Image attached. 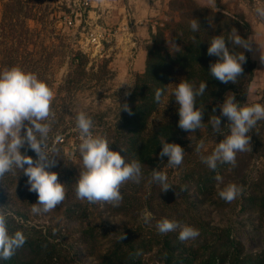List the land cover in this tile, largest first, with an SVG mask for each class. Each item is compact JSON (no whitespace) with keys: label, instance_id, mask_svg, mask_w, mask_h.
<instances>
[{"label":"rangeland","instance_id":"rangeland-1","mask_svg":"<svg viewBox=\"0 0 264 264\" xmlns=\"http://www.w3.org/2000/svg\"><path fill=\"white\" fill-rule=\"evenodd\" d=\"M257 6H264V0H92L87 23L69 27L68 0H0V71L19 66L52 88L55 121L48 144L58 149L59 157L51 171L58 173L67 192L55 210L34 215L31 207L38 197L28 190L23 172L6 174L0 181V207L9 231L21 230L27 237L10 264H165L169 247L179 264H204L214 257L216 264H264V120L249 133L251 151L237 153L235 167L221 164L213 171L200 159L224 139L213 133L208 121L221 115L219 106L226 94L233 93L241 104H264L260 59L264 20L255 16ZM194 8L227 16L243 26L252 43V50H246L244 72L237 83L223 84L210 76L207 60L195 62L194 75L177 66L165 95L151 109L146 96L134 95L138 86L150 81L146 77L149 49L159 36V50L166 58L183 53L197 36L190 29ZM234 22L214 20L203 28L211 38L228 36L233 28L243 38ZM96 27L104 31L101 50L86 52L84 35ZM226 46L232 47L227 39ZM213 58L215 63L218 58ZM250 65L251 76L246 70ZM181 80L197 86L209 81L204 95L197 98L198 105L204 104V127L192 133L178 127V105L172 93ZM125 103L131 114L121 107ZM81 111L93 119L94 134L107 137L111 150L123 148L121 155L127 160L144 164L141 183L122 187L119 207L90 204L75 196L82 162L75 117ZM228 123L221 117L225 135ZM164 137L184 149L180 166L168 167V157L160 158ZM136 139L138 146L133 144ZM200 141L204 148L197 153ZM21 152L36 159L27 146ZM152 170L167 175L169 190L161 191L160 184L151 182ZM217 174L223 177L222 184L214 179ZM228 183L243 188L231 203L218 195ZM145 212L152 216L148 224L143 221ZM162 218L193 226L200 235L181 242L178 232L159 234L155 225Z\"/></svg>","mask_w":264,"mask_h":264},{"label":"clouds","instance_id":"clouds-1","mask_svg":"<svg viewBox=\"0 0 264 264\" xmlns=\"http://www.w3.org/2000/svg\"><path fill=\"white\" fill-rule=\"evenodd\" d=\"M257 18L264 20V6L254 9ZM193 33L200 30L197 19L190 21ZM195 38V37H194ZM226 39L232 47L226 46ZM252 50L249 39L242 38L235 28L228 36L218 35L210 39L207 54L217 57L215 63L210 64L209 74L223 84L237 83L243 74V65L246 63L244 51ZM264 62V54L260 55ZM207 89L206 81L197 86L194 82L181 80L172 96L178 105V127L186 132H196L204 127V104L197 103ZM164 89H157L154 94L156 103L161 101ZM129 95L125 92V96ZM54 93L46 80L40 79L37 74L25 71L19 66H11L0 71V181L6 174L16 175L23 172L27 177L28 190L37 194V202L32 204L31 212L41 215L52 212L66 199L65 184L61 183L58 173L51 171L57 165L59 152L56 147H49V134L55 121V112L52 109ZM121 107L131 114L127 103ZM220 116H213L208 121L215 134L223 135L224 139L216 144L208 155H200L201 161L215 171L218 165L230 164L236 166L237 153L251 151V137L249 133L259 121L264 120V104H241L231 92L226 94L224 102L219 106ZM215 111V109L213 110ZM221 117H226L228 134H224L221 127ZM76 128L79 131L80 143L78 152L81 158L79 175L75 182V196L78 200L90 204H110L119 207L123 202L122 187L128 182L140 184L143 179L144 164L138 159L127 160L121 151L110 149V142L102 134H94V121L85 112H79L76 117ZM22 130H24L22 134ZM162 150L161 159L168 157V167H178L183 163L185 151L177 143H168L160 139ZM27 146L36 154V159L22 154L21 149ZM204 142L200 141L196 152L201 153ZM27 150V149H26ZM214 179L218 184L223 183V177L217 174ZM151 182L160 184L161 191H167L171 185L168 177L159 170L151 171ZM181 192L184 189H180ZM243 193L242 186L228 183L219 190V197L226 203H231ZM151 213L145 212L143 221L151 222ZM159 234L166 235L178 232L181 242L195 240L199 229L177 220L162 218L156 222ZM125 233L120 236V241ZM27 237L21 230L10 232L8 219L0 207V260H10L16 252L24 246ZM136 255H141L140 251Z\"/></svg>","mask_w":264,"mask_h":264},{"label":"trees","instance_id":"trees-1","mask_svg":"<svg viewBox=\"0 0 264 264\" xmlns=\"http://www.w3.org/2000/svg\"><path fill=\"white\" fill-rule=\"evenodd\" d=\"M195 16L194 18L198 20L200 24V30L197 32V36L195 40H191L188 42V45L185 47L184 52L178 53L174 58L171 56L169 59L165 57V55L161 54V51L159 50V42L162 40L161 37H155L154 44L149 49L148 59H147V72L146 77L150 80L148 84L146 83V86L143 87H137L134 95H138V93H141L142 95L146 96V99H148L149 105L151 109H154L157 103L154 100V94L157 89H164V94L166 93V90L168 88V85L174 80L175 77V67L180 66V70L185 71L186 70L190 73L188 75H194L195 72H197L196 68L198 65L195 64V62H198L201 64L203 60H207L206 66L208 69H210V64L213 61L214 56H209L207 54V49L209 47V42L211 39V36L209 34V31L203 28L204 24H210L211 21L217 20V22H220V20H224L226 23L234 22L231 21V19L227 16L213 13L211 11L202 10V9H195L192 11ZM235 23V22H234ZM239 28L242 29L243 38L246 39V33L243 32V26L239 23H235ZM195 35V34H194ZM243 50V49H242ZM244 51V55L247 58L246 50ZM248 74L251 76V65H250V71L246 69ZM204 71V70H203ZM251 72V73H250ZM209 82V81H206ZM151 84V85H149ZM153 96V99L151 97ZM154 102V103H153ZM153 103V104H152ZM140 144L137 139L136 142L133 143L134 145ZM168 244V242L166 243ZM174 248L169 247V250L166 255L165 264H179L177 260H175L174 255L171 253ZM10 260H0V264H10ZM11 264H16L15 262ZM204 264H216V258H212L209 261L204 262ZM232 264H236L233 262Z\"/></svg>","mask_w":264,"mask_h":264},{"label":"built area","instance_id":"built-area-1","mask_svg":"<svg viewBox=\"0 0 264 264\" xmlns=\"http://www.w3.org/2000/svg\"><path fill=\"white\" fill-rule=\"evenodd\" d=\"M68 5L72 9L71 15L66 19V23L69 27L75 26L77 22V14L81 13V21L87 23L86 18H89L90 9L92 8V0H68ZM85 28L83 29L84 35ZM84 49L86 52L98 53L102 47V40L104 39V31L98 27L95 29H90V32L84 35ZM83 46V45H82Z\"/></svg>","mask_w":264,"mask_h":264},{"label":"water","instance_id":"water-1","mask_svg":"<svg viewBox=\"0 0 264 264\" xmlns=\"http://www.w3.org/2000/svg\"><path fill=\"white\" fill-rule=\"evenodd\" d=\"M80 21H81V13L79 12V13L77 14V22L80 23Z\"/></svg>","mask_w":264,"mask_h":264}]
</instances>
